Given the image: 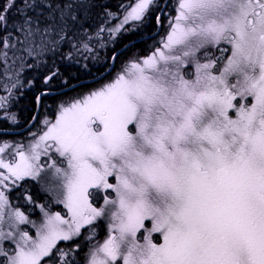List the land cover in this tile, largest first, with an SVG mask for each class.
Here are the masks:
<instances>
[{
    "label": "snow or ice",
    "instance_id": "snow-or-ice-1",
    "mask_svg": "<svg viewBox=\"0 0 264 264\" xmlns=\"http://www.w3.org/2000/svg\"><path fill=\"white\" fill-rule=\"evenodd\" d=\"M155 5L137 0L111 31L146 22ZM93 6L7 0L0 63L8 66L17 42L29 57L71 42ZM13 10L21 20H10ZM169 25L150 55L61 105L28 151L6 160L9 145L0 146V188L40 181L50 168L49 186L68 213L45 212L37 225L12 209L9 230L0 227V264H76L72 248L58 245L83 229L92 239L101 219L109 234L85 264H264V0H177ZM50 150L66 167L41 164ZM101 191L108 195L96 207ZM5 209L0 190V225Z\"/></svg>",
    "mask_w": 264,
    "mask_h": 264
},
{
    "label": "trees",
    "instance_id": "trees-1",
    "mask_svg": "<svg viewBox=\"0 0 264 264\" xmlns=\"http://www.w3.org/2000/svg\"><path fill=\"white\" fill-rule=\"evenodd\" d=\"M18 3H20V0H17ZM107 0H93L94 6L90 9L88 12L87 17L84 19L83 25H77L74 35L79 40H86V42H95L100 44L101 41H99L98 37L101 35H105L107 31H110V29L114 26L115 21L120 22L123 20L126 9H130L131 6H133L137 0H120L119 1V7L116 9H112L111 5L106 3ZM7 3V0H0V8H3L4 5ZM122 6V10H124V13L121 15H116V13L119 11L120 7ZM162 2L161 0H156V5L152 8V11L148 14V16L145 18L146 22H141L138 28H140L142 31H144L145 35L154 34L157 29L156 19L158 17V14L161 10ZM176 8H177V0H170L168 7L166 9V12H170L169 18H173L176 15ZM37 12L31 13V15L35 16L38 14ZM111 13V16L109 15ZM44 15H47V12L44 13ZM10 20L19 21L21 20L20 15L17 13L16 10H13L9 13ZM168 19V18H167ZM166 19V20H167ZM81 28L83 30H81ZM101 28L104 29V31H99ZM165 27H161L160 36L164 32ZM9 32H14L15 29L9 25L8 28ZM139 39V37L135 35L131 36H124L123 38L118 36L116 41L106 47L99 46V49H101L102 57H90L85 58L82 54H79L78 51L70 50L71 46H66L65 42L60 44L58 47H56L54 50L46 51L43 55H34L33 60L27 56L25 57L24 53L20 51V49L23 47L18 42L16 43V46L13 48H9L7 51L12 52L11 56L14 58V61L10 62L8 65V68H6L5 64L1 65L3 66L2 71H0V83L5 85L7 88H9V95L6 96V98H3V96L0 95L1 102L0 107H5L7 104L9 105H19L21 103L20 97L23 96L21 93V85L22 81L16 78V72L20 71L23 74H29L30 81H32L34 78L40 80H43L47 75L52 74V72H57V78H62L64 80L65 77L70 76H79L83 75L87 71L88 68H94L93 66L105 63V66H100V70L98 72H95L91 74L93 76L95 75H102L107 69L106 67H109L111 65V58H113L117 52L122 50L123 45L128 44L134 40ZM153 40V39H151ZM126 41V42H125ZM81 42V41H79ZM156 42V41H155ZM21 46V47H17ZM139 48V49H138ZM152 48V47H151ZM144 46L138 45L133 46L129 48L125 53L117 54L114 58V69L120 68L124 64L125 58H144L148 55H150V52L147 54H143L144 52ZM137 50V51H136ZM16 51V52H15ZM151 51V50H150ZM14 52V53H13ZM137 53V54H135ZM17 57H23V59H17ZM9 59V58H8ZM93 72V69L91 73ZM7 73V75H6ZM13 76H12V75ZM97 76V77H98ZM13 77V79H12ZM54 80V78L52 79ZM77 82V81H76ZM101 83L97 82L96 85H94L92 88H76L75 92L86 90H96L100 87ZM59 86L62 89H67L71 87V85L68 86ZM1 91V90H0ZM30 99V98H29ZM34 102L33 100L31 103ZM33 103L31 105V109H34ZM2 115V114H1ZM6 125V123H4ZM0 125L1 122H0ZM2 129V127H0ZM83 252H81L80 255H82Z\"/></svg>",
    "mask_w": 264,
    "mask_h": 264
},
{
    "label": "flooded vegetation",
    "instance_id": "flooded-vegetation-1",
    "mask_svg": "<svg viewBox=\"0 0 264 264\" xmlns=\"http://www.w3.org/2000/svg\"><path fill=\"white\" fill-rule=\"evenodd\" d=\"M169 14L170 12L168 11L165 13V17L168 18L167 19L168 22L170 19ZM160 28L156 29V31H158L156 36L151 38L153 39L152 41L154 43L155 41H158L160 39V34H161ZM151 35L152 34L146 35V37ZM133 60H138V58L129 59L128 62ZM113 66L115 67V64L111 66L110 68L111 71L108 72L107 74L106 72L108 68H106L107 70L104 72L103 76L100 79L98 78L95 83L100 82L101 84H105L107 82H111L115 78L117 73L122 71L121 68L114 69ZM36 80L38 79L34 78L30 82L29 89L31 92L26 90L22 92L23 96L20 97L21 103L18 106L9 105L8 107H5L4 114L6 113V118L1 119V114H0V122L2 124L0 125V127H2L0 131L9 134V135L0 134V146H3L5 144L9 145V147H7L5 152L3 153V157L6 160H12L15 157L17 150L28 151L30 145L33 142H35L38 139V137L46 130L47 127L46 122H54L55 118L58 115L60 96L64 94L61 92H57V93L51 92L50 88L54 80H51L50 83L48 81L47 84L45 83V80H43L41 84L38 83ZM80 83H82V81L78 80V82H76L74 85L69 87L70 90L68 89L67 91L70 92L72 91V93H74L76 91L75 90L76 88L78 89L79 87L81 89L86 87V85H81L73 89V86ZM45 92H51L54 95L44 94V96L40 98L38 97L39 93H45ZM88 93H90V91L86 89H84L80 93L75 92V94L83 95V96L87 95ZM32 100L34 101L32 102L33 105H35L34 106L35 112L32 116L22 115V118L17 116H11L15 113L21 114V112L18 109L19 107H21L22 109H31ZM51 106L53 108H51ZM49 108L51 110H49ZM4 123H6V125ZM47 157L53 158L54 156H52L51 154H49L48 156H42L41 157L42 165H47V163H45L47 161ZM50 160L51 159H48V162H51ZM55 161L59 162L57 163L58 166L66 167V164L60 163V160L55 159ZM62 161L64 162L63 159ZM51 171L52 170L50 168H46L43 173H51ZM43 173L41 174L40 181L26 179L24 181H18L15 185H13L11 182H8L7 188H0V190L5 191V194L7 195L10 204V209H5L6 213H9L12 209H18L19 211H22L29 218L30 221H34L37 225H39L43 221L45 212H48L50 214L59 212L61 215L65 216V218H68L67 209L64 207V205L55 204L53 201L50 200V196L47 195L48 193L45 194L43 192L44 191L42 185ZM111 179L112 178H110V181ZM102 193L104 192L101 191L100 194ZM93 204L96 207H101L103 202L93 201ZM5 224H7V216H6ZM20 227H22L24 230H26V228L30 229L31 232L29 234L35 236L36 228L32 227L30 224L21 225ZM96 233L97 232L91 234L92 239H90V242H96L102 237L101 235H98ZM87 239H89V235L86 234L85 229H83L81 236L76 237L72 241V244L69 246L72 248V254L69 256V259H73V257L75 258L76 256L75 242H78L81 247V241L87 243L88 242ZM61 246L65 248V244L63 241L60 242V244L58 245V247ZM68 249L69 248H65L66 251ZM83 251L87 252V250L84 249V250H79L78 253H81ZM77 261L80 263L82 262L81 256H78Z\"/></svg>",
    "mask_w": 264,
    "mask_h": 264
},
{
    "label": "bare ground",
    "instance_id": "bare-ground-1",
    "mask_svg": "<svg viewBox=\"0 0 264 264\" xmlns=\"http://www.w3.org/2000/svg\"><path fill=\"white\" fill-rule=\"evenodd\" d=\"M119 1L120 0H107L106 3L110 4L111 7H112V9H116V8L119 7ZM122 13H124V10H122V6H121L120 9H119V11L116 13V15H121ZM161 13H162V11L159 12V14H158L159 21H157V18H155L156 19V24H157V26L166 27L167 26V23H168V20H166V17H165L166 10L163 11L162 14ZM118 23H117V21H115L114 26L116 24H118ZM118 33L121 35L122 38L124 36H131V35H135V36L139 37V39L134 40V41H132V42H130L128 44L123 45V48H122V52L123 53H125V51H127L129 48H131L133 46H138V45H143L144 46L145 49H144L143 54H147V53L150 52V50L152 51L155 48V43L151 39H145L146 35H145L144 31H142L140 28H138L136 26H133V27H130V26L123 27L121 29V31L118 32ZM77 42H79V39H77V37L75 35H73L71 37V42H67L66 41L65 42V45L66 46H72V45L76 44ZM17 47H21V46H17ZM11 54H12V52L11 53L8 52V58L12 62V61H14V58L11 56ZM135 54H137V53H135ZM24 55H27V54L24 53ZM30 58L33 60V57H30ZM114 58L115 57L111 58V61H110L111 62V65L109 67H106V68H108L106 74L111 71L110 68L114 64ZM128 60H129L128 57L124 59V64H123L122 67H120L121 70L123 69V67L126 66ZM100 66H105V63H102V64H99V65L93 66L94 68H92V67L91 68H88L87 67V71L83 75L74 76V77L67 76V77L64 78V80L62 78H60V79L57 78V72L56 71L52 72V74L47 75V77L52 76V79L54 78V81L52 82L51 88H50L51 92L52 93L61 92V93L64 94V95H61L60 96L59 106L62 105L65 101H67L68 99H70L72 97V91L71 92L70 91H67L69 88L62 89L59 86V84H61V86H65V87L68 86V85H71L72 86V85H74L76 83V81L78 82V80H81L82 82L84 81L86 83L85 85H86L87 88H92L96 84L95 83L96 80L98 78L100 79L103 76V74H104L103 73L100 76L95 75V76L91 77L92 76L91 74H93L95 72H98L100 70ZM2 68H3V66L0 63V71H2ZM92 69H93V72L91 73ZM16 73H17L16 74V78L19 79L20 81H22V82H20V83H22V85H21V93L24 92L25 90L31 92L30 89H29L30 82H31L30 79H29L30 78L29 74H26V73L23 74L20 71H17ZM53 73H55L54 76H53ZM47 77H45L43 79V80H45V83L46 84L48 83L47 82ZM43 80H41V82H40V80H36V81L41 84ZM50 81H49V83H50ZM0 90H1L0 91V94H1V92L4 93L5 95L6 94L8 95V93H9L8 88L5 85H3L2 83H0ZM51 92L39 93V96L38 97L40 98V97L44 96V94L54 95ZM10 106H15V105H10ZM16 106H18V105H16ZM51 108H53V107L51 106ZM54 108H56V107H54ZM18 109L21 112V114L15 113V114H13L11 116H17V117H21L22 118V115L23 116H26V115L32 116L34 114V112H35V111H33V109H22L21 107H19ZM49 110H51V109L49 108ZM4 118H6L5 115H4ZM8 230H9V228L6 229V231H8ZM26 230L28 232H31L30 229H28V228H26ZM87 241L88 242L85 243L86 246L89 247V248H93V246L91 244L93 242H90V239H87Z\"/></svg>",
    "mask_w": 264,
    "mask_h": 264
},
{
    "label": "rangeland",
    "instance_id": "rangeland-1",
    "mask_svg": "<svg viewBox=\"0 0 264 264\" xmlns=\"http://www.w3.org/2000/svg\"><path fill=\"white\" fill-rule=\"evenodd\" d=\"M164 2V1H163ZM152 11V8L150 9V11H149V13ZM121 22V21H120ZM119 22V23H120ZM118 23V24H119ZM118 24H116V25H118ZM141 24V22H130V23H128V24H126V25H124L123 27H128V26H130V27H133V26H139ZM115 25V26H116ZM111 29H113V28H111ZM111 29H110V31H107L106 32V34L105 35H101V36H99L98 37V39H99V41H101L103 38V40L100 42V44H98V43H95V42H86V40H79V41H81V42H77L76 44H74V45H72L71 46V48H70V50H74V51H78L79 52V54H82L85 58H90V57H98V58H101L102 57V53H101V49H99V46H102V47H106V46H109V45H111V44H113L115 41H116V39H117V37L118 36H120L121 37V35L118 33V32H113V31H111ZM121 31V30H120ZM119 31V32H120ZM168 31H169V27H165L164 28V33H165V36H166V34L168 33ZM163 39V37H161L160 38V41H159V43L157 44V45H155L156 47L152 50V51H150V54L157 48V47H159L160 46V42H161V40ZM87 45V48H85V46L84 45ZM214 50H215V48H212V49H209V51H211V52H214ZM16 52V51H15ZM14 53V52H13ZM227 56V55H226ZM25 57H27V55H25ZM145 58V57H144ZM143 58H139L138 60H142ZM11 62V60L10 59H8V64ZM129 62H127V64H128ZM2 64H4V63H2ZM126 64V65H127ZM10 65V64H9ZM8 65V66H9ZM8 66H6V68H8ZM215 71V70H214ZM12 75V74H11ZM13 76V75H12ZM12 79H13V77H12ZM107 83H109V82H107ZM107 83H105V84H107ZM104 84V85H105ZM103 85H101L99 88H101ZM98 88V89H99ZM8 90H9V88H8ZM97 90V89H96ZM94 91V90H93ZM6 96H7V94H6ZM6 96L4 97V98H6ZM0 100H1V98H0ZM51 175V173H46L44 176L45 177H49ZM54 181V180H53ZM55 182V181H54ZM53 182V183H54ZM53 190L50 188V186L49 185H45V188H44V193L46 194V193H48L47 195L48 196H50L51 197V201H53L55 204H57V205H61L62 203H59L58 202V200H56L55 199V197L53 196V195H51V192H52ZM7 214L8 213H6V216H7ZM103 221H104V223H106V222H108V220H106V219H103ZM1 227V226H0ZM7 243H9V244H11V242L9 241V242H7ZM92 244V246L93 247H96V246H99V244H101L100 242H98V241H96V242H93V243H91ZM12 247H14V245H12ZM0 259H2V258H0Z\"/></svg>",
    "mask_w": 264,
    "mask_h": 264
},
{
    "label": "water",
    "instance_id": "water-1",
    "mask_svg": "<svg viewBox=\"0 0 264 264\" xmlns=\"http://www.w3.org/2000/svg\"><path fill=\"white\" fill-rule=\"evenodd\" d=\"M166 2H168V0H167ZM162 13H163V11H162ZM162 13H161V14H162Z\"/></svg>",
    "mask_w": 264,
    "mask_h": 264
}]
</instances>
